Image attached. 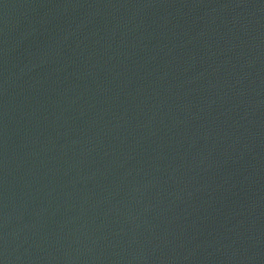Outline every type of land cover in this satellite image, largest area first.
I'll return each instance as SVG.
<instances>
[{
  "label": "water",
  "instance_id": "obj_1",
  "mask_svg": "<svg viewBox=\"0 0 264 264\" xmlns=\"http://www.w3.org/2000/svg\"><path fill=\"white\" fill-rule=\"evenodd\" d=\"M0 264H264V0H0Z\"/></svg>",
  "mask_w": 264,
  "mask_h": 264
}]
</instances>
